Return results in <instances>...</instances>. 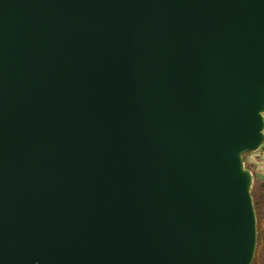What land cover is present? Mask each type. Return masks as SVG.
<instances>
[{
  "label": "water",
  "instance_id": "1",
  "mask_svg": "<svg viewBox=\"0 0 264 264\" xmlns=\"http://www.w3.org/2000/svg\"><path fill=\"white\" fill-rule=\"evenodd\" d=\"M263 142L264 0H0V264H252Z\"/></svg>",
  "mask_w": 264,
  "mask_h": 264
},
{
  "label": "trees",
  "instance_id": "2",
  "mask_svg": "<svg viewBox=\"0 0 264 264\" xmlns=\"http://www.w3.org/2000/svg\"><path fill=\"white\" fill-rule=\"evenodd\" d=\"M256 211H257V217H258V245H261L263 243V230H262V219L264 217V180L256 179V183L254 185V188L252 189ZM252 264H264L261 261L260 256L256 255L254 258V261Z\"/></svg>",
  "mask_w": 264,
  "mask_h": 264
},
{
  "label": "rangeland",
  "instance_id": "3",
  "mask_svg": "<svg viewBox=\"0 0 264 264\" xmlns=\"http://www.w3.org/2000/svg\"><path fill=\"white\" fill-rule=\"evenodd\" d=\"M254 152L255 151H251V152H248L244 155L245 164L253 172H255L257 170L263 171L264 170V156H263V159L261 160V162L258 165H255L253 163L254 157H255ZM255 183H256V180L254 181L253 188H254ZM262 225H263L262 230H263V239H264V217L262 219ZM258 234H259V229H258ZM256 255L257 256L259 255L261 258V261L264 263V240H263V243L261 245H257V250H256L255 256Z\"/></svg>",
  "mask_w": 264,
  "mask_h": 264
},
{
  "label": "flooded vegetation",
  "instance_id": "4",
  "mask_svg": "<svg viewBox=\"0 0 264 264\" xmlns=\"http://www.w3.org/2000/svg\"><path fill=\"white\" fill-rule=\"evenodd\" d=\"M254 154H255V157H254L253 163L255 165H258L261 162V160L263 159V156H264V142L262 143V145L260 146V148L254 152ZM257 171L254 172V174H255L254 181L256 179L264 180V178H260V177L256 176ZM262 173H264V170L262 171Z\"/></svg>",
  "mask_w": 264,
  "mask_h": 264
}]
</instances>
